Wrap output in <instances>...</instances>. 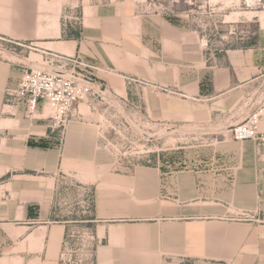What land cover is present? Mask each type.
<instances>
[{
  "label": "crops",
  "instance_id": "obj_1",
  "mask_svg": "<svg viewBox=\"0 0 264 264\" xmlns=\"http://www.w3.org/2000/svg\"><path fill=\"white\" fill-rule=\"evenodd\" d=\"M6 1L14 2L16 17H34L41 0ZM42 43L80 49L79 38ZM259 50L235 49L215 65L192 53L190 63L169 66L112 62L99 73L123 97L134 99L145 89L144 110L155 121L164 114L177 120L202 115L227 120L228 128L252 112L258 85H264ZM134 75L168 89L150 91L126 80ZM18 81L19 71L0 62V264H61L72 226L68 217L56 219L62 173L92 186L95 264H264V147L259 153L245 140L240 153L222 157L226 164L219 169L174 170L161 154L153 164L138 159L116 166L92 123L71 122L61 136L51 130L43 103L32 117L25 101L6 104V90ZM234 213L254 218L235 222Z\"/></svg>",
  "mask_w": 264,
  "mask_h": 264
},
{
  "label": "rangeland",
  "instance_id": "obj_2",
  "mask_svg": "<svg viewBox=\"0 0 264 264\" xmlns=\"http://www.w3.org/2000/svg\"><path fill=\"white\" fill-rule=\"evenodd\" d=\"M38 6L34 17H16L14 2L0 0V62L19 71V79L26 68L42 61L45 52L79 56L107 86L99 71H109L112 62L142 60L169 66L190 63L192 53L195 60L202 57L215 65L233 50L251 46L260 48L259 57L264 58V0H41ZM73 36L80 40L78 52L42 43L69 41ZM131 77L126 80L150 85V91L168 89L166 83L155 88L153 78ZM135 97L116 104L120 106L116 112L105 100L96 108L81 103L83 118L71 120L96 127L101 148L116 166L139 160L153 164L154 155L161 154L168 160L164 165L174 170L219 169L226 164L224 155L238 154L243 148V141L232 138L230 126L224 127L227 120L202 115L177 120L164 114L163 120L155 121L144 110L148 105L145 89ZM42 108L49 117V109ZM238 113L243 119L245 108ZM82 181L80 176L61 174L55 197L57 220L60 216L85 218L78 211L92 186ZM84 225L78 222L72 227L79 234Z\"/></svg>",
  "mask_w": 264,
  "mask_h": 264
},
{
  "label": "built area",
  "instance_id": "obj_3",
  "mask_svg": "<svg viewBox=\"0 0 264 264\" xmlns=\"http://www.w3.org/2000/svg\"><path fill=\"white\" fill-rule=\"evenodd\" d=\"M90 66L79 56L66 53H48L42 55V61L26 68L16 87L6 90L5 103L17 107L25 101L27 115L34 116L40 103L49 109L50 128L64 135L65 129L73 117L82 119L81 103L98 105L105 100L113 106V111L119 110L120 101L126 97L120 95L113 87L107 86L96 79L88 70ZM257 100L252 112L241 122L230 127L232 138L236 141L253 140L260 153L264 147V85H258ZM108 99V100H107ZM100 100V101H99ZM102 103V102H101ZM127 124L130 123L127 121ZM78 213L85 218L70 220V225L84 223L82 233H76L74 227L67 228L59 254L61 264H95L96 247L99 241L93 234L90 224L94 210L92 192L86 193ZM251 215L237 213L231 220L245 221Z\"/></svg>",
  "mask_w": 264,
  "mask_h": 264
},
{
  "label": "trees",
  "instance_id": "obj_4",
  "mask_svg": "<svg viewBox=\"0 0 264 264\" xmlns=\"http://www.w3.org/2000/svg\"><path fill=\"white\" fill-rule=\"evenodd\" d=\"M74 39H77V37L73 36Z\"/></svg>",
  "mask_w": 264,
  "mask_h": 264
}]
</instances>
